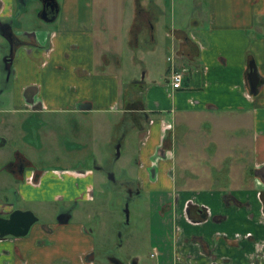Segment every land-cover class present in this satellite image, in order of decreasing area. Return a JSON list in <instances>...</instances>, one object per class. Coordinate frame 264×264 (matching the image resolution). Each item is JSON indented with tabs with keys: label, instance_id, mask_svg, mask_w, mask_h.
<instances>
[{
	"label": "crops",
	"instance_id": "obj_1",
	"mask_svg": "<svg viewBox=\"0 0 264 264\" xmlns=\"http://www.w3.org/2000/svg\"><path fill=\"white\" fill-rule=\"evenodd\" d=\"M196 1L197 16L189 17L185 11L174 16L168 0L121 1L130 51L147 29L149 52H155L156 31H163L161 72L145 70L138 83L122 80L118 51L106 46L103 1L96 8L91 0L84 14L74 9L50 29L21 30L29 0H0V24L36 42L12 52L7 40L8 68L0 70V80L7 75L12 109L24 114L21 123L53 114L50 124L57 127L77 116L111 113L114 120L129 117L134 126L128 146H135V170L125 180L138 197H146L151 261L141 263L138 256L123 264H264V0ZM41 10L39 5L38 17ZM59 11L58 5L51 21ZM170 56L175 66L186 68L180 89L170 83ZM251 62L259 79L255 90ZM137 83L142 103L131 110L121 90ZM20 135L25 138V132ZM6 137L0 136V148ZM22 145L32 146L25 140ZM14 147L0 162V216L29 210L36 221L25 235H0V264L105 262L86 212L95 199L97 172L106 174L107 155L93 162L91 153L85 156L90 162L70 168L39 167L22 147ZM20 154L35 166L13 171L10 163ZM52 212L62 215L52 218Z\"/></svg>",
	"mask_w": 264,
	"mask_h": 264
},
{
	"label": "rangeland",
	"instance_id": "obj_2",
	"mask_svg": "<svg viewBox=\"0 0 264 264\" xmlns=\"http://www.w3.org/2000/svg\"><path fill=\"white\" fill-rule=\"evenodd\" d=\"M19 1L17 0L18 4ZM102 1L103 6H105L103 10L104 24L106 23V29L103 32L104 40L107 48L118 51V56H120L123 64L124 73H121L122 80L125 82L129 79V81L139 83L143 80L141 77H144L145 70H148L149 75L151 73L154 75L159 74L166 54L163 50V31H156V38L159 39V48L155 52H149L148 46L152 41L145 34L147 29L144 31L145 33H142L145 37L138 43V48L130 51L126 46L128 15L123 12L120 13L122 0H100L99 6ZM127 1L129 2L130 0ZM57 2L60 7L58 17L54 21L45 22L37 16L39 1L29 0L26 11L20 17L21 24L18 22V26H20L21 30H32L39 26L50 29L57 26L62 21V17H67V14L74 9L84 14L88 10L87 6H91V0H57ZM92 6L99 8L98 0H92ZM167 6L169 11L176 17L182 11H185V16H197L199 10L196 0H168ZM109 8L112 9V13L107 15ZM105 11L107 12L105 13ZM99 17L100 15L98 14L96 19L98 22H100ZM150 17L147 15V18ZM138 19L142 20V18ZM141 24L143 25V23ZM4 50L6 52L9 51L8 42L0 34V70L5 68V62L3 61ZM8 55L9 53H6L5 56ZM6 79L7 75L5 74V78L0 80V136H8V140L7 144L0 148V154L3 153L0 155V162L6 158V153L11 152L14 146H17L16 148L22 147L36 160L39 167L70 168L85 159L90 162L91 160L85 158V156H89L91 153L93 162L95 158L97 159L101 155L104 158V155H107L104 160L109 164H106L105 168L111 170L110 173L113 174V178L109 177L108 173L103 175L97 172L95 177V199L91 203H87L88 211L86 212L88 214L86 222L93 226L95 230L96 248L101 253L99 256L103 258L102 261H105L100 264H114L109 260L107 261L106 255L110 256V254L126 263L132 262L138 256L141 263L151 261L148 258L150 251L148 223L150 210L145 203L146 197L134 195L133 197L125 198L121 194L120 182L118 181H123V178L126 181V176H129L131 171L135 170V146L134 144L128 146V140L131 136L132 128H134L130 123L129 117L124 115L123 120H114L116 115L111 113L107 115H82L77 116L80 121L77 119L64 121L59 126L54 127L53 124H50L52 122L50 117H55L56 115L45 114L44 116H39V119H29L30 121L21 123V120H24V114L14 112L12 109V96L11 91L7 89L8 82ZM138 83L135 86L129 85L126 89L121 90V101L122 103L124 101V106L131 110L141 107L143 88ZM137 118L139 119V117H135L136 121ZM38 121L42 122L39 123ZM44 122H48V125H43ZM139 125L142 126V129L143 122L140 121ZM22 132H25L24 139H21L20 134ZM34 132L35 136L33 135ZM117 136L121 139L112 141V138H117ZM37 137L40 139L39 148H36ZM22 140L30 142L33 147H23ZM117 144H121L118 150V157ZM33 153L38 155H33ZM180 156V153L176 156L178 160ZM3 166L0 165V168ZM125 199L129 202L128 220H126L124 213ZM61 215L62 213L54 214L52 212V218H57V216Z\"/></svg>",
	"mask_w": 264,
	"mask_h": 264
},
{
	"label": "water",
	"instance_id": "obj_3",
	"mask_svg": "<svg viewBox=\"0 0 264 264\" xmlns=\"http://www.w3.org/2000/svg\"><path fill=\"white\" fill-rule=\"evenodd\" d=\"M56 6L57 7L55 10V14L52 17L47 16L45 9L41 10V12L38 14L39 17L45 21L53 20L55 18L56 14L58 13L57 2H56ZM4 26L7 27L6 31L4 30L5 29ZM0 31H1L2 35L10 42V38L13 35V31L11 30L10 25L1 23L0 24ZM8 59L9 60L11 59V55L9 56ZM249 68H250L249 76L251 79L253 90H255L254 88L257 85V83L259 82V79H258V76L256 74L255 66L252 62L250 63ZM119 147H120V144H117L116 145L117 157L119 155V151H118ZM23 171H24V168L21 167L19 172H23ZM108 176L113 178V174H111L110 172H108ZM128 205H129V202L125 201L124 213H125L126 220H128V213H129L128 212ZM35 221H36V217L31 211H29V210H24V211L14 210V211L10 212L7 217H1L0 216V235H3V234H10V235H14V236L25 235L28 232L30 226Z\"/></svg>",
	"mask_w": 264,
	"mask_h": 264
},
{
	"label": "flooded vegetation",
	"instance_id": "obj_4",
	"mask_svg": "<svg viewBox=\"0 0 264 264\" xmlns=\"http://www.w3.org/2000/svg\"><path fill=\"white\" fill-rule=\"evenodd\" d=\"M21 2L23 0H20ZM40 1V6L42 9H45L47 16L48 17H52L55 14V10H56V0H38ZM57 15V14H56ZM17 38H15V35L10 38V48L13 50V44H14V40H16ZM13 52V51H12ZM9 57V55L7 56ZM7 59V58H6ZM9 60V59H8ZM8 61H5V71H7L8 65H7ZM141 116V114H139ZM139 115H137V117H140ZM43 125H48V124H43ZM42 125V126H43ZM54 125V124H53ZM11 165V169L13 171H19L21 169V167L26 168L27 166H35L34 163L31 162V160H29L28 158H26L24 155L20 154L18 155L14 161H12V163H10ZM72 167V166H71ZM105 168V167H104ZM36 171L39 170L40 168L35 167ZM42 169V168H41ZM105 173L107 174L108 172H110L109 168H105ZM120 182V189H121V194L124 195L125 198H130L133 197L135 194V189H134V185L133 183L129 182V181H121L118 180ZM126 201V199H125ZM70 207H66V209ZM112 262H114L115 264H123L120 260H118V258L115 257H111L110 258Z\"/></svg>",
	"mask_w": 264,
	"mask_h": 264
},
{
	"label": "built area",
	"instance_id": "obj_5",
	"mask_svg": "<svg viewBox=\"0 0 264 264\" xmlns=\"http://www.w3.org/2000/svg\"><path fill=\"white\" fill-rule=\"evenodd\" d=\"M170 61V83L173 89H180L184 86L186 68L177 67L172 62V57H167ZM157 254L156 250L150 253V257H155Z\"/></svg>",
	"mask_w": 264,
	"mask_h": 264
},
{
	"label": "trees",
	"instance_id": "obj_6",
	"mask_svg": "<svg viewBox=\"0 0 264 264\" xmlns=\"http://www.w3.org/2000/svg\"><path fill=\"white\" fill-rule=\"evenodd\" d=\"M14 36V34L12 35V37ZM15 38H17L16 40H14V44H13V52L15 51V49H16V47L18 46V45H23V44H27V45H29V44H31V45H34V44H36V42L32 39V37H30V36H22V37H18V36H15Z\"/></svg>",
	"mask_w": 264,
	"mask_h": 264
}]
</instances>
